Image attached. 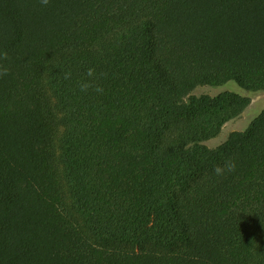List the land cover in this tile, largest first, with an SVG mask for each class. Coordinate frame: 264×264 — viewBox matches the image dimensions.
<instances>
[{"label": "trees", "instance_id": "trees-1", "mask_svg": "<svg viewBox=\"0 0 264 264\" xmlns=\"http://www.w3.org/2000/svg\"><path fill=\"white\" fill-rule=\"evenodd\" d=\"M3 52L0 264H264V112L192 96L264 92V0H0Z\"/></svg>", "mask_w": 264, "mask_h": 264}, {"label": "rangeland", "instance_id": "rangeland-1", "mask_svg": "<svg viewBox=\"0 0 264 264\" xmlns=\"http://www.w3.org/2000/svg\"><path fill=\"white\" fill-rule=\"evenodd\" d=\"M227 92L249 97L252 100V103L250 107L239 118L229 122L224 126L218 138L204 143L211 149H216L219 146L223 145L232 133L247 131L251 124L264 112V92L247 93L241 90L234 83L219 88L200 87L193 92L192 96H210L216 98L219 95Z\"/></svg>", "mask_w": 264, "mask_h": 264}, {"label": "clouds", "instance_id": "clouds-1", "mask_svg": "<svg viewBox=\"0 0 264 264\" xmlns=\"http://www.w3.org/2000/svg\"><path fill=\"white\" fill-rule=\"evenodd\" d=\"M40 3L42 6L46 7V6L50 5L51 0H40ZM8 58L9 57H8L7 52L0 53V61H7ZM8 74H9V69L3 63H0V77L6 76ZM86 75L90 79H89V82H82L81 83V85H80L81 91H87L89 88H91L93 86L90 81L95 79V77H96L95 68H89L87 70ZM101 75H103V73ZM70 76H71V73H66L64 78L69 79ZM95 91L103 94L104 90L102 87L97 86V87H95ZM211 150H215V149H211ZM234 170H235V164L233 162H228V161H226L223 166L216 165L213 169L214 173L217 176H223L226 174V172H232Z\"/></svg>", "mask_w": 264, "mask_h": 264}]
</instances>
